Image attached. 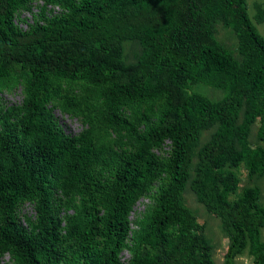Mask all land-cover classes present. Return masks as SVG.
Segmentation results:
<instances>
[{
    "label": "trees",
    "instance_id": "trees-1",
    "mask_svg": "<svg viewBox=\"0 0 264 264\" xmlns=\"http://www.w3.org/2000/svg\"><path fill=\"white\" fill-rule=\"evenodd\" d=\"M33 1L0 0V264H215L186 190L219 216L226 264L245 250L264 264L262 190L238 192L236 171L264 177V146L250 142L258 119L264 141V35L247 0H42L23 29ZM18 84L22 101L5 104ZM57 107L83 129L67 133ZM141 196L152 202L132 221Z\"/></svg>",
    "mask_w": 264,
    "mask_h": 264
},
{
    "label": "rangeland",
    "instance_id": "rangeland-1",
    "mask_svg": "<svg viewBox=\"0 0 264 264\" xmlns=\"http://www.w3.org/2000/svg\"><path fill=\"white\" fill-rule=\"evenodd\" d=\"M42 0L33 1L32 10H21L18 15L16 16V23L18 26L22 27L23 29H27L31 23L34 22V14L39 11V7L42 4ZM248 4V13L253 22L256 26L258 31L264 35V20L260 21L256 17L257 13V4H261L264 7V0H247ZM62 11L60 6H48L47 12L48 15L58 14ZM217 38L226 46L231 49L236 50V37L234 32L227 27H224L222 24L218 25L217 28ZM134 48V47H133ZM135 49H125L127 52L126 59L127 62L132 61V56L134 54ZM191 90L194 91H201L206 93L212 99L219 100L223 97L224 91L213 88V87H200L194 83L190 84ZM77 90L80 93H85L86 88L81 85H76ZM2 100L5 104H19L23 99V91L22 85L18 84L11 89L4 90L1 94ZM54 113L56 118L58 119L59 123L62 125L64 130L70 134H77L83 129V123L79 118L73 117L68 113L62 112L60 108H55ZM260 124L259 119L256 121L252 128V132L250 135V142L253 145H263L264 141L258 139L256 130ZM214 128L208 130H202L200 134L199 144L198 147L203 145L206 141L210 139V136ZM171 149L170 141H166L163 150H158L162 155H168V151ZM196 161V158L193 162ZM240 176V187L238 192L243 190L251 185H258L262 190V202L264 203V177L251 174L244 166H240L236 168ZM157 182L155 183V185ZM184 200L186 204L192 209L198 221L203 224V234L206 238L207 243L210 246L212 257L215 261V264H226L225 262V254L230 244V238L227 233L222 229L221 220L219 216L213 214L208 210V208L201 202H199L196 198V195L191 190H186L184 193ZM152 202L151 198L148 196H141L137 202L135 203L131 213L130 219L133 221L137 215H140L147 207L148 204ZM23 214H27L30 216H34L35 207L34 204L26 202L20 206V215L23 217ZM133 229L136 228L135 224H132ZM131 256V251L128 248H124L120 253V258L122 261H126ZM5 260L10 261L9 255H5ZM234 264H253V258L248 253V250H245L242 254H239L235 257Z\"/></svg>",
    "mask_w": 264,
    "mask_h": 264
}]
</instances>
